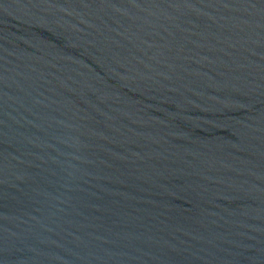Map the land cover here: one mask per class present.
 Wrapping results in <instances>:
<instances>
[{
    "label": "water",
    "instance_id": "1",
    "mask_svg": "<svg viewBox=\"0 0 264 264\" xmlns=\"http://www.w3.org/2000/svg\"><path fill=\"white\" fill-rule=\"evenodd\" d=\"M0 264H264V0H0Z\"/></svg>",
    "mask_w": 264,
    "mask_h": 264
}]
</instances>
